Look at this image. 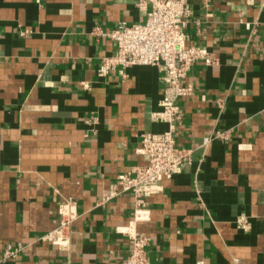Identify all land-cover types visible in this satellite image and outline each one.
<instances>
[{
  "label": "crops",
  "instance_id": "crops-1",
  "mask_svg": "<svg viewBox=\"0 0 264 264\" xmlns=\"http://www.w3.org/2000/svg\"><path fill=\"white\" fill-rule=\"evenodd\" d=\"M186 2V45L213 61L193 63L176 101L189 161L134 222L120 176L148 163L143 134L170 128L163 71L100 67L117 51L110 33L144 23L150 3L0 0V264H122L133 229L151 264H264V0ZM68 200L64 250L43 237Z\"/></svg>",
  "mask_w": 264,
  "mask_h": 264
},
{
  "label": "built area",
  "instance_id": "built-area-1",
  "mask_svg": "<svg viewBox=\"0 0 264 264\" xmlns=\"http://www.w3.org/2000/svg\"><path fill=\"white\" fill-rule=\"evenodd\" d=\"M148 2L150 9L144 23L123 21L110 33L117 51L106 57L100 67L101 74L119 65H152L163 71L161 106L170 128L161 134H143L141 151L148 156V163L120 176L123 189L131 191L135 198L134 222L149 218L146 197L160 190L162 180L179 173L189 161V150L178 147L174 137V121L180 119L176 101L193 91L192 85L185 82L193 63L198 59L206 64L213 61L205 47L186 45L185 28L190 17L186 0H138V5L146 9ZM208 141L209 138H205L204 142ZM110 197L111 194L106 196ZM59 211L60 225L43 239L66 250L70 246V227L77 217L75 203L68 200ZM129 239V253L122 264H151L146 250L149 236L133 229ZM17 251L8 246L5 254L12 256Z\"/></svg>",
  "mask_w": 264,
  "mask_h": 264
}]
</instances>
